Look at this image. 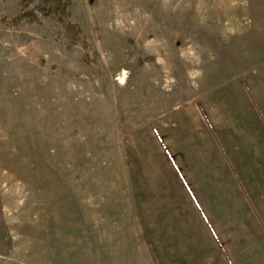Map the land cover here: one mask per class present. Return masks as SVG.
I'll return each instance as SVG.
<instances>
[{"label": "rangeland", "instance_id": "rangeland-1", "mask_svg": "<svg viewBox=\"0 0 264 264\" xmlns=\"http://www.w3.org/2000/svg\"><path fill=\"white\" fill-rule=\"evenodd\" d=\"M20 1L0 0V264L264 249L240 183L264 210V138L236 85L264 109L262 0H62L75 43Z\"/></svg>", "mask_w": 264, "mask_h": 264}, {"label": "crops", "instance_id": "crops-1", "mask_svg": "<svg viewBox=\"0 0 264 264\" xmlns=\"http://www.w3.org/2000/svg\"><path fill=\"white\" fill-rule=\"evenodd\" d=\"M257 1V0H256ZM261 2L264 3V0H262ZM256 8V7H255ZM256 11L258 13V15H260L261 17L264 16V6L262 5V8H261V12L259 13L257 8H256ZM237 27V24L236 26ZM239 28V26H238ZM237 93L240 97V101L241 103L244 105L245 102H246V107L244 109H246L247 112H249L251 115V119L254 121V126L256 128L259 129V132L261 133L262 137L264 138V109L263 107H261L257 101L255 100H251V98L247 95L246 91H244L241 87H240V81H241V76H238V79H237ZM255 84H256V88H258V85L261 86V84L259 83V79L258 80H255ZM220 145L221 147V150L219 149V147L217 145ZM218 144L215 143V141H212V145L214 146V151H216V154L219 153V158L221 160V162L223 161V167L224 169L226 170L227 173H229V170L230 168L228 167V164L227 163H224V157H223V152L226 154V149L225 146L223 145L224 142L222 140H218ZM228 160L229 159V156L226 155ZM230 165H232L233 167V164L232 162L230 161ZM235 166V165H234ZM236 171V172H235ZM235 174L236 176L238 175V172H237V168L235 167ZM230 175V174H229ZM242 181V180H241ZM241 186H242V189L243 191L245 192L246 194V202H244V205L246 206V208H248L250 210V213H251V220H252V223L254 224L255 228H256V232H262V234L264 235V210L260 207L259 203L256 201V198L255 196L252 195V193L247 190L245 184L243 182H241ZM242 191V192H243ZM196 198V202H197V205L201 208V209H204L201 205V203L199 202V199L197 196H195ZM204 217H208L209 216L207 215V213L204 211H202ZM261 230V231H260ZM249 243V244H248ZM240 251L238 253V255L240 256V258H244L248 255V257H250V260L247 261V263L249 264H264L263 261H259V258L261 256L264 255V249H260L259 246H257L256 244H254V242L251 241V244L250 242H247V245L244 247V246H241L240 247ZM245 249H248V252H244ZM244 259L242 260V263L243 264H246L244 263ZM241 260V259H240Z\"/></svg>", "mask_w": 264, "mask_h": 264}, {"label": "trees", "instance_id": "trees-1", "mask_svg": "<svg viewBox=\"0 0 264 264\" xmlns=\"http://www.w3.org/2000/svg\"><path fill=\"white\" fill-rule=\"evenodd\" d=\"M31 1L32 0H21L19 5L20 7H24ZM38 11L42 14L49 13L53 18L58 20L62 24L64 36L69 42L75 43L78 41L77 27L67 21V12L62 0H39ZM24 17H26L28 23H37L39 21L38 17L33 13L21 14L19 19ZM83 46L86 47L85 45Z\"/></svg>", "mask_w": 264, "mask_h": 264}]
</instances>
